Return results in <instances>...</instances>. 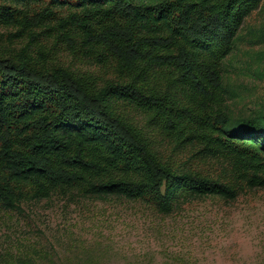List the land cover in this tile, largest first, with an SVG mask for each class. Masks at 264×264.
I'll list each match as a JSON object with an SVG mask.
<instances>
[{"label": "trees", "instance_id": "1", "mask_svg": "<svg viewBox=\"0 0 264 264\" xmlns=\"http://www.w3.org/2000/svg\"><path fill=\"white\" fill-rule=\"evenodd\" d=\"M38 2H0L8 40L27 39L0 54V211L75 192L146 200L169 213L180 199L264 189V110L238 113L225 75L245 19L264 0H52L33 9ZM44 34L113 76L101 83L50 65L43 51H30ZM255 35L264 43L263 27ZM250 56L261 62L264 51ZM154 131L175 149L197 145L224 161L232 180L171 168Z\"/></svg>", "mask_w": 264, "mask_h": 264}, {"label": "rangeland", "instance_id": "2", "mask_svg": "<svg viewBox=\"0 0 264 264\" xmlns=\"http://www.w3.org/2000/svg\"><path fill=\"white\" fill-rule=\"evenodd\" d=\"M44 5L54 3L40 0L32 6L38 10ZM260 27L264 29V4L245 19L225 74L229 88L239 94L228 101L243 115L264 110V58L254 63L250 56L264 51V43L255 44ZM12 31L0 26V54L16 53L27 43L8 40ZM44 35L30 51H43L50 65L92 74L101 83L113 76L109 67L74 56ZM119 110L143 124L137 110ZM151 137L158 157L171 168L232 180L225 162L201 155L199 146L175 149L158 132ZM0 264H264V189L240 186L232 200L180 199L169 213L146 200L85 198L75 192L27 200L20 210L0 211Z\"/></svg>", "mask_w": 264, "mask_h": 264}]
</instances>
